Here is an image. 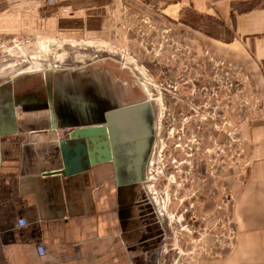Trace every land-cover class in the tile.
<instances>
[{
  "label": "rangeland",
  "instance_id": "374dc122",
  "mask_svg": "<svg viewBox=\"0 0 264 264\" xmlns=\"http://www.w3.org/2000/svg\"><path fill=\"white\" fill-rule=\"evenodd\" d=\"M8 7L0 17V100L10 91L41 98L46 74L85 98L106 90L124 103L153 105L143 173L164 235L158 253L141 263L161 254L159 264H264V210H246L264 97L253 68L231 50L230 23L180 0H12ZM19 72L26 73L8 83ZM114 239L106 233L105 241ZM7 261L38 260L0 264Z\"/></svg>",
  "mask_w": 264,
  "mask_h": 264
},
{
  "label": "crops",
  "instance_id": "0c3cea01",
  "mask_svg": "<svg viewBox=\"0 0 264 264\" xmlns=\"http://www.w3.org/2000/svg\"><path fill=\"white\" fill-rule=\"evenodd\" d=\"M11 1H0V17L7 16ZM180 1L230 23L231 50L253 68L264 97V0ZM247 5L251 6L239 9ZM39 113L28 114L29 121L23 125L18 119L19 134L1 140L0 260H26L32 255L38 260L34 264L49 260L52 264H134L123 254L119 239L105 241L110 224L102 216V201L89 196L85 181L45 176L59 170L62 161L57 144L50 140L51 136L57 139L58 133L35 125L42 124ZM252 131L257 164L247 186L250 212L264 210V123Z\"/></svg>",
  "mask_w": 264,
  "mask_h": 264
},
{
  "label": "flooded vegetation",
  "instance_id": "af4514ba",
  "mask_svg": "<svg viewBox=\"0 0 264 264\" xmlns=\"http://www.w3.org/2000/svg\"><path fill=\"white\" fill-rule=\"evenodd\" d=\"M46 102L39 100L35 107L40 115L46 114L42 126L49 128L51 122ZM93 103L95 105L86 110L88 135L84 140H77L86 148L85 156L80 150L84 171L73 177L85 181L94 201H102V216L110 224L107 233L119 239L123 254L134 264L137 259L151 260L159 251L158 243L163 238L164 228L163 220L157 218V206L145 187L143 124L118 109L129 104L119 100L114 92L105 90L102 98L94 99ZM66 135L63 133L52 140L61 141ZM71 147L78 146L71 141ZM160 255L155 256V264H159Z\"/></svg>",
  "mask_w": 264,
  "mask_h": 264
},
{
  "label": "water",
  "instance_id": "95a60500",
  "mask_svg": "<svg viewBox=\"0 0 264 264\" xmlns=\"http://www.w3.org/2000/svg\"><path fill=\"white\" fill-rule=\"evenodd\" d=\"M21 77V76H20ZM46 77V74H45ZM19 78V77H18ZM17 79V78H16ZM9 81L8 83H15ZM46 95L38 97L37 92L32 94L19 95L15 92H6L0 100V170L2 165V152H1V140L2 138L14 137L19 134L18 131V119L19 113L24 115L37 112L39 109L35 107V102L38 98L43 101H47L46 107L50 115L51 126L48 131L55 133L58 128L67 131L66 138L61 141H54L53 143L59 148L61 154L62 166L59 170L54 172H48L45 176L61 175L66 178H71L84 171L82 168V158L80 156V150H83V155H86V148L84 145L78 143V139H85L88 135L87 125V113L86 110L95 105L94 100L83 97L82 94H78L76 91L66 92L62 87L53 86L49 78H45ZM46 97V98H45ZM122 112L133 115L136 119H139L144 131L143 136L146 138L144 143L143 154V167L148 158H145L149 144L148 139L150 136L151 126L148 122L149 115L154 113V107L148 100L121 106ZM31 116V115H29ZM58 123L60 125H58ZM77 127L74 131H70L72 128ZM150 127V128H149ZM39 131V130H37ZM43 131V130H41ZM71 141L76 144L77 148L71 147ZM86 165V162H85Z\"/></svg>",
  "mask_w": 264,
  "mask_h": 264
},
{
  "label": "built area",
  "instance_id": "2783aa9c",
  "mask_svg": "<svg viewBox=\"0 0 264 264\" xmlns=\"http://www.w3.org/2000/svg\"><path fill=\"white\" fill-rule=\"evenodd\" d=\"M65 131L64 130H58V135H62Z\"/></svg>",
  "mask_w": 264,
  "mask_h": 264
},
{
  "label": "bare ground",
  "instance_id": "6f19581e",
  "mask_svg": "<svg viewBox=\"0 0 264 264\" xmlns=\"http://www.w3.org/2000/svg\"><path fill=\"white\" fill-rule=\"evenodd\" d=\"M46 50V49H45ZM26 73V72H25ZM21 75H23V74H20L19 76H17L16 78H18V77H20ZM11 77V76H10ZM16 78H14V79H16ZM9 79H11V78H9ZM10 81V80H9ZM12 81H14V80H12ZM56 132H58V130L56 131Z\"/></svg>",
  "mask_w": 264,
  "mask_h": 264
}]
</instances>
